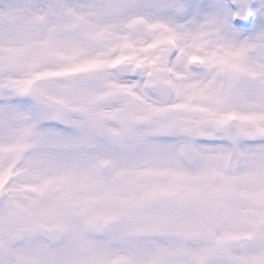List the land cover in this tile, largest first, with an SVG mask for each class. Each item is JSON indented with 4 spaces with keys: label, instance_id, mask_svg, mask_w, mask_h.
<instances>
[{
    "label": "snow or ice",
    "instance_id": "1",
    "mask_svg": "<svg viewBox=\"0 0 264 264\" xmlns=\"http://www.w3.org/2000/svg\"><path fill=\"white\" fill-rule=\"evenodd\" d=\"M0 264H264V0H0Z\"/></svg>",
    "mask_w": 264,
    "mask_h": 264
}]
</instances>
